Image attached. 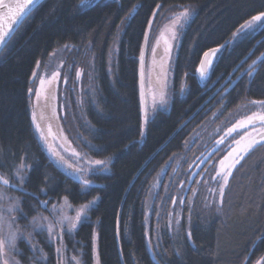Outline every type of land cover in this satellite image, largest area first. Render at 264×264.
Segmentation results:
<instances>
[{"label":"trees","instance_id":"obj_1","mask_svg":"<svg viewBox=\"0 0 264 264\" xmlns=\"http://www.w3.org/2000/svg\"><path fill=\"white\" fill-rule=\"evenodd\" d=\"M84 1L93 3L87 6ZM184 4L193 5L196 13L184 30L173 68L171 106L157 112L141 138L139 54L142 33L148 30L145 21L153 18L157 5V17H161ZM260 10H264V0H44L36 7L0 53V174L10 177L22 157L32 165L25 191H14L27 216L22 221L43 210L26 193L49 200L48 206L65 197L74 206L98 198L89 219L74 233H66L62 257L77 253L82 264H93L95 243L100 264H255L264 259L262 148L245 161L248 166L234 178L223 204L204 206L195 199L192 206L187 200L177 215L179 224L169 216L172 191L164 197L159 194L148 205L159 171L176 156L192 157L195 146L186 152L188 142L211 116L216 115L215 128L221 127L237 110L264 101V59L251 76L245 72L264 53V30L230 42L239 25ZM66 45L74 48L76 59L92 60L94 68L96 96L86 102L87 122L80 125V132L87 144L82 141V145L94 158L114 157L110 172L93 174L96 184L87 189L49 158L32 122L28 92L32 74ZM221 45L208 78L200 83L194 73L203 52ZM227 80L218 95L140 173L120 211L129 186L148 158ZM174 179L185 181L186 175L182 172ZM145 232L152 241L151 250ZM19 248L28 263L32 256L27 242L21 240ZM43 251L48 257L45 264L62 263L56 246L49 243Z\"/></svg>","mask_w":264,"mask_h":264},{"label":"rangeland","instance_id":"obj_2","mask_svg":"<svg viewBox=\"0 0 264 264\" xmlns=\"http://www.w3.org/2000/svg\"><path fill=\"white\" fill-rule=\"evenodd\" d=\"M83 3L88 6V4L89 5L92 4L93 1H84ZM185 9L191 11V17L187 21H185V19L181 15L183 10ZM158 12H159V8L155 11V16H153L152 18L153 21L152 29L151 31H149L150 44L154 45L157 43V41H159L157 55L153 57L150 48L145 49L144 75H145V87L147 91L146 112L148 114L149 121L155 117L158 111H168L171 106L172 91H173L172 90L173 71H169L167 73L168 80H167L166 88L163 86V77L160 75L161 56L163 53V49L165 47V41H167L169 44L174 45L172 49L173 63L171 65V67L174 68L180 43L182 42L181 39L185 32L184 30L187 29L192 19H194L196 9L191 4H184V5H177L171 11L162 14L161 17L160 15L159 17H157ZM256 31H252V33L253 32L255 33ZM173 33H176L178 37V39L175 41L172 39ZM247 34H240L236 37L233 36L230 42L232 43L233 41L238 40ZM75 53L76 52L74 48L70 47L69 45L59 48L58 50L54 51L51 54L48 62L44 66H40V65L37 66L36 68L37 70H35V73H37V75L36 77H32L31 88H33L34 90L40 88L41 78L45 80V84L41 89L40 99L37 100L35 94L34 93L31 94L32 114H33V118L35 117L34 124H35V120H41L43 123V131L37 130L36 125H34V127L37 130L38 135L43 142L42 144L46 150V153L53 162L55 161L56 158L53 157L48 151L49 146H52L55 150L60 152V154L63 155L66 160H68V163H73L75 160V158L71 157L70 155L73 149H75L81 155L87 154L85 159H91V160L98 159L92 157L87 153V151H85L82 145L83 144L82 141H84L85 144H87V141L84 140V137L80 132L81 129L80 125L87 122L85 118V106L87 104L86 102H88L89 99H94L96 96L97 88L95 83L94 68L92 67L93 63L92 60L89 59L86 61L85 57L83 56H81V58L79 59H76ZM164 67H169L166 57L164 58ZM248 69L249 68H247V70ZM54 73L57 74L55 78H53ZM77 73H79V76L77 75ZM162 93H166L165 99L167 101V103L164 104L163 106L160 105V97ZM261 112L264 113V108L260 107L259 104L252 103V105L250 104V106L242 107L240 110H237V112L230 115L227 118L226 124L217 128H215L217 124L215 122L216 115H214L213 117L211 116V118L207 120L206 124L202 125L201 129L195 135L192 136L186 147L187 148L186 152H188L193 146H195L196 148L197 146H199L200 143L204 141H206L207 143L213 141L217 136H219V134L222 131H224L225 133L220 138L226 139L227 130L231 128L234 124L254 113H261ZM246 133H244L243 135H245ZM243 135L241 134L239 138H241ZM140 141H142V139ZM233 143H231V146ZM261 148H264V146H259L256 149H254V151L260 150ZM251 154L252 152L244 160H242L238 166L232 169V175L229 177V183L225 189V197L226 194H228L230 191V187L232 186V182L234 178L236 176L238 177L240 173H242V169H245L248 166V163H246L245 161L248 159V157ZM113 159L114 157L100 159V160H104L105 163L108 165L107 171L88 172L85 174L86 178L91 181V184L87 188L96 184L91 178L93 174L96 173L107 174L110 172V166ZM223 159L224 157L221 160ZM262 159L264 160V155ZM202 162L200 165L198 164L199 166L197 165L198 167H196L195 169L196 171H195L192 168L189 169L191 167V160L188 159L185 154L176 156L171 161H169V163L161 171H159L158 176L156 177L152 185L151 195L148 200L149 207L152 206V201L157 199L158 196H160L159 194H161V197L162 196L164 197L166 195L165 194L166 191H170V192L172 191V194L174 195L173 198H175L177 203L176 205H173L172 203V207H171L172 210L169 216L170 218H172L171 221L175 223V221L177 220V215L182 212V208L185 207L187 200L189 201V204H192V206L196 200L198 202H202L204 206L206 205V203L207 206H213L214 203L216 206H219L221 203L217 201L218 197H215L209 192V189L218 188V184L213 179V177H216V180L220 179V177L217 176V172L223 171V169L221 168V165L219 167V164H217L214 175L209 176L207 178V182L205 183L200 182V184H198V187L199 186L202 187L199 190V193L196 195H193L191 193L188 197V194L190 192L188 191V189H191L193 185L192 182H189V178L191 181H194V177H197V175H193V174L200 172L201 167L203 166ZM228 163L230 162L225 161L226 165ZM81 164H83V162H81ZM58 166L67 175L72 171V169L67 168L66 165H58ZM188 170H190V173L188 172ZM182 172L186 175V180H188V183L187 181L185 182L186 184L181 183L183 182V180L176 182L174 179ZM12 182L14 183V181ZM203 183L204 186H202ZM0 191H3L6 194V196L9 198L0 201V212L6 209L8 204L13 202V199L20 201V208H21V198L14 192L17 191L16 189L7 188L5 186L0 185ZM181 199H184L183 205L180 204ZM93 200H95V204L92 205L90 209H88V214L89 211L98 203V198H95ZM53 204L57 206V209H59L60 206L63 205L64 212L70 217L74 216L75 210L80 207L78 205L74 206L70 204L69 201L65 199L60 202H55ZM53 204L51 206H48L47 211L45 208H43V210H39L36 216L38 214H42L43 216L48 217L49 220H52ZM12 215L18 218V222L12 225L11 230L14 231L16 229H19L21 232L24 233V236H18L17 239V250L20 254L15 256V260L19 261L20 264H40V263L45 264L48 257L46 253H44L43 248L45 247V245L47 246L49 243L51 245L56 246V250L57 248L61 249V254H58L56 251L58 257L63 254L62 251L64 249L65 236L66 233H68L66 230L62 233L63 235L62 241L59 238L50 241L46 229H35L31 224L32 219H30L27 222H24L22 221L23 218H19L20 217L19 212H13ZM178 220L180 221L181 219L178 218ZM8 223H11V221H9ZM65 227H66V222H65ZM57 230L59 231V227H57ZM8 231H9L8 225L5 224L3 226V231L0 232V238H3ZM28 233H32L30 240L26 239ZM21 240L27 242L31 250L32 258L28 263H26L27 260L24 261L22 259V250L19 248V242ZM30 245H35V248H32ZM95 248L96 251L94 252L93 264H96V261L99 260L97 254V245H95ZM5 251H7V246L5 248ZM61 262H62L61 264H82L81 256L77 253L71 254L65 258L62 257ZM257 264H264V262L260 261Z\"/></svg>","mask_w":264,"mask_h":264},{"label":"snow or ice","instance_id":"obj_3","mask_svg":"<svg viewBox=\"0 0 264 264\" xmlns=\"http://www.w3.org/2000/svg\"><path fill=\"white\" fill-rule=\"evenodd\" d=\"M37 0H16L13 4L9 2V0H0V45L6 44L9 39L12 37V33L15 31V25L19 23L21 19L28 15L31 12L32 8L35 7ZM160 6L157 5V8ZM155 16V12L152 14ZM182 17L185 21L189 20L191 17V11L188 9L183 10ZM152 19H148L145 21L147 25V31L143 32V47L140 49L139 54V63L141 67H143L145 62V49L150 48L153 57L157 55L158 52V45L159 41L156 44H150L149 42V31L152 29ZM264 30V10L258 11L256 14L251 15L250 19H245L243 23L239 25L236 31L233 33V36L236 37L240 34H247L248 32L256 31V30ZM172 39L175 41L178 39L176 33L172 34ZM174 45L169 44L165 41V47L163 49V53L161 56V72L160 75L163 77V86L167 87V80L168 76L167 73L169 71H174L171 67L172 61V49ZM220 47H213L208 49L207 51L203 52V58L199 61V66L196 68L194 75H198L201 79L205 78L208 72L213 67L214 61L218 59V53H220ZM167 58V63L169 67H164V58ZM261 58H264V54H261ZM255 64V61L253 62ZM249 76L253 74V70L251 69L247 73ZM33 77H36L37 73L32 74ZM57 74H53V78L56 77ZM79 76V73H77ZM45 84V80L43 78L40 79V88L33 89L29 88V94H35L37 100L40 99L41 89ZM166 93H162L160 97V105L163 106L167 103L165 99ZM252 103L259 104L260 107L264 108V101H253ZM35 119V117H34ZM254 117L249 116L243 120L237 122V124L233 125L231 128L228 129L227 135L231 136L233 133L237 132L238 129H244L248 126H251L255 132V135L252 136L246 143H242L243 138L241 140H235L234 143L236 144L235 148H232L229 151L228 155L224 157L223 160L220 161L221 168L223 171L217 172V176L220 177L219 180H216V177H213L218 184L217 189H209V192L218 197L219 202L223 204L225 202V189L229 183V177L232 175V169L236 167L237 164L244 158L246 155L255 145L260 144L264 146V115L259 117L261 128L256 129L255 124L253 123ZM149 122L148 114L145 111L143 114V119L140 127V137L142 138L146 131V126ZM39 128V126H37ZM43 135V134H42ZM223 143V139L220 141ZM93 149H98V146L91 145ZM48 151L50 154L55 157V163L58 165H66L67 168L72 169L69 176L73 178V180H79L82 188H87L91 181L86 178V173L88 172H103L108 170V165L105 163L104 160L96 159H85L86 155H81L75 149L71 151V157H74L75 160L73 163H68V160L65 159L63 155L60 154L57 150H55L52 146H49ZM231 160L230 163L227 165L225 161ZM83 162V164H81ZM32 169V165L28 164L26 160L22 157L21 162L15 166L14 171L11 173V176H5L0 174V185L5 186L7 188L16 189L18 191L24 192V185L29 178L30 172ZM193 175H199V173H194ZM14 181V183L12 182ZM189 182L195 183V181H191L189 178ZM183 184V182H181ZM41 194L47 196V191L41 189ZM188 191H193V189H188ZM27 195H32L33 199H36L40 205V207L48 209L49 200H39V197L34 196L31 193H26ZM84 194L83 192L81 193ZM9 199L3 191H0V201ZM67 200V197L64 198ZM173 205H176L177 201L175 198H172ZM95 204V200L89 201L88 203L80 206L75 210L74 216H68L64 212V206H60L57 209V206L53 204L52 212H53V219L49 220L48 217L43 216L42 214H38L37 216L32 218L31 224L35 229H46L50 241L56 240L57 238L63 240L62 233L66 230L69 234L74 232L78 229L79 226L89 219L88 209L91 208L92 205ZM180 204H184V199L180 200ZM34 210V207H33ZM13 212H19L20 217L23 219H27V216L23 213L22 209L20 208V201L13 199V202L8 204L7 208L0 212V232L3 231V226L5 224L8 225L9 231L7 234L0 238V264H20L19 261L15 260V256L20 254L17 250V239L18 236H24V233L21 232L19 229L11 230L12 225L18 222V218L13 216ZM216 212L218 214H222V209L217 208ZM6 213V214H5ZM147 219V216L145 217ZM11 221V223H8ZM66 222V227H65ZM119 223V222H118ZM175 223L179 224L180 221L177 219ZM59 227V231L57 230ZM189 240L192 238V233L189 231L187 233ZM32 233H28L26 239L30 240ZM146 241L149 244V250H151L152 241L149 238L148 232H145ZM159 237L156 238V245L159 246ZM95 241V236H94ZM7 246V251L5 248ZM32 248H35V245H30ZM57 253L61 254V249L57 248ZM93 251H96L95 243H93ZM96 264H99V260L96 261Z\"/></svg>","mask_w":264,"mask_h":264},{"label":"water","instance_id":"obj_4","mask_svg":"<svg viewBox=\"0 0 264 264\" xmlns=\"http://www.w3.org/2000/svg\"><path fill=\"white\" fill-rule=\"evenodd\" d=\"M44 0H37V3H36V5H35V7H33L32 8V10H31V12H33L35 9H36V7H38L42 2H43ZM9 2H11V3H15L16 2V0H9ZM98 2H99V0H98ZM0 11H3V10H0ZM31 12H29L28 13V15L31 13ZM27 15V16H28ZM27 16H25L23 19H21L20 21H19V23L17 24V25H15L14 27H15V31L12 33V37H13V35L15 34V32H16V30H18V28L20 27V25H21V23L23 22V20L27 17ZM11 37V38H12ZM11 39H9L8 40V42L6 43V44H3V45H0V53L2 52V50L6 47V45L9 43V41H10ZM264 54V53H263ZM203 58V57H202ZM264 58H261V55L259 56V58L258 59H256L255 60V64H251V69H253V68H255L262 60H263ZM250 70V67H249V69L248 70H246V72H248ZM255 71L256 70H254V72L253 73H255ZM145 73H144V65H143V67H141V65H140V69H139V91H140V103H141V109H142V115L144 114V112L146 111V108H147V91H146V87H145V75H144ZM209 74H210V71L208 72V74L205 76V78H203V79H207L208 78V76H209ZM198 76V75H197ZM198 79H199V81H200V83H202V79L198 76ZM228 80H230V77L228 78ZM228 80L221 86V87H219L217 90H216V92L188 119V120H186L180 127H178V130L173 134V136L170 138V139H168V141L163 145V146H161L160 148H158V150L150 157V158H148V161L144 164V166L142 167V169L138 172V174L136 175V177L134 178V180H133V182L131 183V185L129 186V188H128V190H127V192H126V194H125V196H124V199H123V202H122V204H121V208H120V211H122V206H123V203H124V200H125V198H126V196H127V194H128V192H129V190L131 189V187L133 186V184H134V182L136 181V179L138 178V176L140 175V173L147 167V165L152 161V159L159 153V152H161L166 146H167V144H169V142H170V140L177 134V133H179L183 128H185L187 125H189V123L203 110V108L208 104V102L209 101H211L216 95H217V93L219 92V91H221L224 87H225V85L227 84V82H228ZM237 81H239V79H237V80H235L228 88H227V90H226V92H225V94L226 93H228L231 89H232V87L237 83ZM261 115H264V113H254V114H252V115H250V116H252V117H254V120H253V123L255 124V126H256V129H260L261 128V123H260V120H259V117L261 116ZM249 117V116H248ZM245 119V118H244ZM243 120V119H242ZM32 122H33V124H34V118H33V114H32ZM237 124V123H236ZM35 125V124H34ZM235 125V124H234ZM228 131V130H227ZM244 131H246L247 133L245 134V135H243L241 138H243V140H242V143H246L247 141H248V139H250L252 136H254L255 135V132H254V130H253V128L251 127V126H248V127H246V128H244V129H238V131L237 132H235V133H233L231 136H229V135H227V133H226V139H229L230 137H232L233 135H235L236 133H240V132H244ZM241 138H239L238 140H241ZM225 139V140H226ZM222 139L220 138V139H218L217 141H216V146L213 148V150L205 157V159L203 160V164L222 146V144L225 142V140H223V143H220V141H221ZM259 146H262V145H260V144H257V145H255L246 155H244V158L242 159V160H244L251 152L253 153V151H254V149H256L257 147H259ZM236 147V144L235 143H233L232 144V146H231V150H232V148H235ZM230 150V151H231ZM229 153V152H228ZM228 155V154H227ZM226 155V156H227ZM225 156V157H226ZM241 160V161H242ZM240 161V162H241ZM226 162H231V160L229 159V160H227ZM240 164V163H239ZM239 164H237L236 166H238ZM220 163H219V167H220ZM120 214H121V212H119V217H120Z\"/></svg>","mask_w":264,"mask_h":264},{"label":"flooded vegetation","instance_id":"obj_5","mask_svg":"<svg viewBox=\"0 0 264 264\" xmlns=\"http://www.w3.org/2000/svg\"><path fill=\"white\" fill-rule=\"evenodd\" d=\"M35 125L37 130H41L43 131V123L41 120H35ZM39 126V128L37 127ZM224 131H222L219 136H217L213 141L211 142H202L199 144V146H197L193 151L194 153H192V157L188 158L191 160V167L189 169H196V167H198L201 162L205 159V157L213 150V148L216 146V139H219L220 137H222L224 135ZM244 133H246V131L244 132H240V133H236L235 135H233L231 138H229L228 140H226L223 145L203 164V166L201 167V170L199 172V175H197V177H194V181L195 183H193L192 188L193 190H195V192L190 191L188 194L189 195L192 193L193 195H196L199 193V190L202 188L201 186L198 187V184H200V182H207V178L209 176L214 175V172L216 170L217 164H219V162L221 161V159L223 157H225V155L229 152L230 147H231V143H233L235 140H237L239 138V136H241V134L243 135ZM225 139V138H224ZM223 139V140H224ZM264 153V148L261 149ZM199 164V165H198ZM198 165V166H197ZM196 171V170H195ZM241 171V170H240ZM188 172L190 173V170H188ZM188 173V176H189ZM219 180V179H217ZM188 180L183 181V183H185ZM216 181V180H215ZM204 183L202 184V186H204ZM186 184V183H185ZM214 197V196H213ZM216 197V196H215ZM187 199V198H186ZM186 201V200H185ZM219 202V199L217 200ZM263 261L264 259L258 260L255 264H257L258 262Z\"/></svg>","mask_w":264,"mask_h":264},{"label":"bare ground","instance_id":"obj_6","mask_svg":"<svg viewBox=\"0 0 264 264\" xmlns=\"http://www.w3.org/2000/svg\"><path fill=\"white\" fill-rule=\"evenodd\" d=\"M217 95H218V93H217ZM217 95H216V96H217ZM213 99H214V98H213ZM213 99H212V100H213Z\"/></svg>","mask_w":264,"mask_h":264}]
</instances>
